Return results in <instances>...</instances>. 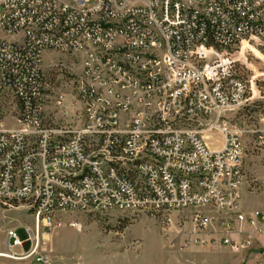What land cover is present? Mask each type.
<instances>
[{
    "label": "built area",
    "instance_id": "2783aa9c",
    "mask_svg": "<svg viewBox=\"0 0 264 264\" xmlns=\"http://www.w3.org/2000/svg\"><path fill=\"white\" fill-rule=\"evenodd\" d=\"M244 40L264 45V0H0V207L34 218L0 236V257L52 264L40 243L76 210H190L199 235L222 211L220 242L252 246L264 213L241 210L243 142L226 115L250 99L230 53ZM47 51L70 57L49 64L70 79L54 104L80 108L81 125L46 116Z\"/></svg>",
    "mask_w": 264,
    "mask_h": 264
},
{
    "label": "rangeland",
    "instance_id": "374dc122",
    "mask_svg": "<svg viewBox=\"0 0 264 264\" xmlns=\"http://www.w3.org/2000/svg\"><path fill=\"white\" fill-rule=\"evenodd\" d=\"M239 61L244 77L250 82V99L239 108L226 112L232 128L240 132L243 142L242 166L244 180L240 189L241 210L248 215L264 213V124L260 115L264 112V45L257 40L244 41L230 49ZM69 61L70 57L59 52L47 51L44 55L47 76L46 116L56 121L81 125L82 110L73 108L69 102L56 108L54 98L67 92L71 99L70 79L67 73L52 72L51 61ZM261 137V138H260ZM211 148L223 145L221 133L207 137ZM224 213L213 212L216 217L207 235H199L192 223L190 210L172 213L101 211H68L58 215L62 224L55 227L40 243V250L52 256V264H255L259 259L258 236L252 246L233 249L220 242L221 222ZM172 218L168 224L167 217ZM73 222L75 225H70ZM34 225L32 212L27 205L15 208L0 207V236L12 227ZM238 239L247 237L238 233ZM207 239L205 243L196 239ZM115 257L127 258L109 263ZM0 264H39L29 259L0 257Z\"/></svg>",
    "mask_w": 264,
    "mask_h": 264
},
{
    "label": "crops",
    "instance_id": "0c3cea01",
    "mask_svg": "<svg viewBox=\"0 0 264 264\" xmlns=\"http://www.w3.org/2000/svg\"><path fill=\"white\" fill-rule=\"evenodd\" d=\"M116 260H119L120 262H124L127 260V258H123V257H115V258H112V259H109L108 262L109 263H112L113 261H116Z\"/></svg>",
    "mask_w": 264,
    "mask_h": 264
},
{
    "label": "water",
    "instance_id": "95a60500",
    "mask_svg": "<svg viewBox=\"0 0 264 264\" xmlns=\"http://www.w3.org/2000/svg\"><path fill=\"white\" fill-rule=\"evenodd\" d=\"M21 232L23 233V230H21Z\"/></svg>",
    "mask_w": 264,
    "mask_h": 264
},
{
    "label": "bare ground",
    "instance_id": "6f19581e",
    "mask_svg": "<svg viewBox=\"0 0 264 264\" xmlns=\"http://www.w3.org/2000/svg\"><path fill=\"white\" fill-rule=\"evenodd\" d=\"M244 41H247V40H244ZM244 41H243V42H244Z\"/></svg>",
    "mask_w": 264,
    "mask_h": 264
}]
</instances>
